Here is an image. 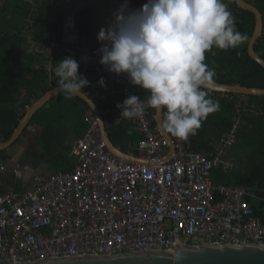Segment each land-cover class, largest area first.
<instances>
[{"label":"built area","instance_id":"built-area-1","mask_svg":"<svg viewBox=\"0 0 264 264\" xmlns=\"http://www.w3.org/2000/svg\"><path fill=\"white\" fill-rule=\"evenodd\" d=\"M128 4L130 9L143 5L139 0ZM57 45L49 41L42 50L48 55ZM92 70L98 81L104 78L107 94L114 96L118 90L115 108L132 95L146 100L144 90L124 75L101 64ZM81 75L86 78V73ZM228 94L222 93L232 99ZM235 95L232 124L215 153L194 150L193 135L186 140L171 135V152L148 108L141 117L125 119L140 139L135 146L129 144L128 152L135 158L120 157L108 148L98 119L87 110L83 130L70 145L78 159L71 170L35 174L29 190L0 193V264L173 251L186 245L264 244V223L248 200L250 193L240 185L213 183L211 178L214 169L234 166L224 154L238 140L243 113H264L261 99ZM112 110L99 108L105 121Z\"/></svg>","mask_w":264,"mask_h":264},{"label":"trees","instance_id":"trees-1","mask_svg":"<svg viewBox=\"0 0 264 264\" xmlns=\"http://www.w3.org/2000/svg\"><path fill=\"white\" fill-rule=\"evenodd\" d=\"M254 4L262 14V35L254 49L264 59V0H246ZM54 0H3L0 6V141L7 140L26 108L38 99L50 86H57L54 68L65 57L74 58L75 49L58 44L50 54L42 50L49 41H55L61 19L51 17ZM145 4L147 0H142ZM236 20L238 30L246 41L235 49L220 50L213 47L205 53V63L213 70V80L220 83H240L245 86L264 87V68L247 52V45L254 27L252 12L237 6L235 0H223ZM83 32L87 30L85 20ZM31 39L29 50L25 35ZM214 53V54H213ZM51 63L50 73L48 64ZM78 72L81 74V71ZM50 74V76H49ZM89 85L84 89L100 109L112 108L107 115L106 128L115 146L129 151V144L136 145V133L130 122L120 118L115 108L119 99L106 93L98 84L94 72L87 71ZM209 94L219 101V109L202 122L193 135L192 147L196 151H211L230 129L235 112L236 95L232 99L220 92ZM251 101H264L263 96H249ZM89 110L87 103L78 96L67 97L62 92L44 103L31 117L29 123L41 127L39 145L47 160L56 168L68 158L70 141L84 127V117ZM154 112L153 109H151ZM237 132V141L225 150V156L234 162L227 171L216 168L211 173L213 183L240 185L249 193L248 200L255 215L264 223V113L245 112ZM154 123V120H153ZM131 130V134H129ZM132 151V150H131Z\"/></svg>","mask_w":264,"mask_h":264},{"label":"clouds","instance_id":"clouds-1","mask_svg":"<svg viewBox=\"0 0 264 264\" xmlns=\"http://www.w3.org/2000/svg\"><path fill=\"white\" fill-rule=\"evenodd\" d=\"M246 39L223 0H147L137 9L124 0L97 35L99 63L148 94L144 101L132 95L117 104L120 118L141 117L151 108L162 113L160 127L182 140L195 135L219 109L209 94L215 73L205 63V53L213 47L235 49ZM78 69L72 57L54 68L64 96L78 95L89 85ZM98 84L106 87L103 77Z\"/></svg>","mask_w":264,"mask_h":264},{"label":"water","instance_id":"water-1","mask_svg":"<svg viewBox=\"0 0 264 264\" xmlns=\"http://www.w3.org/2000/svg\"><path fill=\"white\" fill-rule=\"evenodd\" d=\"M235 2L237 6L252 12L254 15V27L248 41L247 52L254 61L264 68V59L254 49L255 42L262 35V14L258 8L249 1L235 0ZM51 66V63H49L48 70H51ZM211 90L220 93H235L248 96L264 95V87L245 86L240 83H220L216 80H213ZM58 93H60V91L57 89V86L51 85L48 90L28 106L24 115L20 118L17 126L14 128L11 136L5 141H0V149L12 144L17 138H23L22 132L26 129V126L36 110ZM76 96L80 97L87 103L89 110H91L98 119L102 137L108 148L120 157L126 159L135 158L134 155L127 154L120 147L113 144L108 135L105 120L100 115L99 107L95 101L84 91ZM153 120L159 132L169 142L171 152L174 151L171 134L166 133L160 127L162 113H157L154 110ZM54 171L55 170L53 169V172ZM5 264H264V244L186 245L176 247L173 251H137L63 256Z\"/></svg>","mask_w":264,"mask_h":264},{"label":"crops","instance_id":"crops-1","mask_svg":"<svg viewBox=\"0 0 264 264\" xmlns=\"http://www.w3.org/2000/svg\"><path fill=\"white\" fill-rule=\"evenodd\" d=\"M139 1L144 4L142 0ZM2 3L3 0H0V6ZM122 3L124 0H54L51 17L59 16L61 19L59 31L55 33V41L75 49L74 59L79 63L81 74L100 64L98 50L102 43L97 40V35L101 27H107L112 21L114 11ZM81 20H85L87 24V30L84 32ZM24 35L29 50H32L31 38ZM48 71L50 73V70ZM147 95L144 92L142 98L146 99ZM131 129L137 134L138 140L139 133L132 126ZM40 130L41 127L36 123H28L22 132L23 138H17L12 144L0 149V163L3 164V169H0V193H22L32 187L33 175L52 173L53 169L55 170L39 145ZM216 151L214 146L213 150L208 152ZM17 170H20L21 175L17 174Z\"/></svg>","mask_w":264,"mask_h":264},{"label":"rangeland","instance_id":"rangeland-1","mask_svg":"<svg viewBox=\"0 0 264 264\" xmlns=\"http://www.w3.org/2000/svg\"><path fill=\"white\" fill-rule=\"evenodd\" d=\"M67 154L68 158L63 164H61L60 166H56V168L52 165L56 171L71 170L74 165L78 162L77 157L70 153V149H68Z\"/></svg>","mask_w":264,"mask_h":264}]
</instances>
